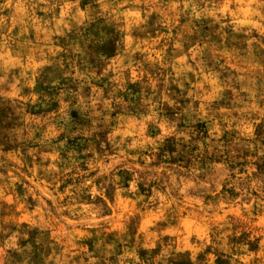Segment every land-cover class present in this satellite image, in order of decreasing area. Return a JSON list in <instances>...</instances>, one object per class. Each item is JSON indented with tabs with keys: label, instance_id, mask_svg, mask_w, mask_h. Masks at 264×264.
Instances as JSON below:
<instances>
[{
	"label": "rangeland",
	"instance_id": "obj_1",
	"mask_svg": "<svg viewBox=\"0 0 264 264\" xmlns=\"http://www.w3.org/2000/svg\"><path fill=\"white\" fill-rule=\"evenodd\" d=\"M0 264H264V0H0Z\"/></svg>",
	"mask_w": 264,
	"mask_h": 264
}]
</instances>
